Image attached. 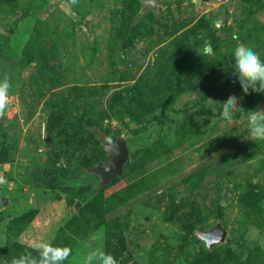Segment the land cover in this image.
Listing matches in <instances>:
<instances>
[{"label":"rangeland","instance_id":"1","mask_svg":"<svg viewBox=\"0 0 264 264\" xmlns=\"http://www.w3.org/2000/svg\"><path fill=\"white\" fill-rule=\"evenodd\" d=\"M263 13L264 0H161L152 11L141 0H0V80L10 84L0 199L12 209L35 202L8 226L10 262L47 240L71 247L67 263L81 264L93 235L107 252L111 222L125 246L117 264H264V140L246 139L264 93L249 89L251 106L232 76L237 45L264 60ZM229 96L239 97L231 124L221 116ZM94 128L110 142L123 137L130 152L123 176L101 189L87 172L111 155ZM61 164L59 188H46ZM11 210L0 202V237ZM219 221L222 245L244 240L254 251L232 245L227 258L207 256L190 228Z\"/></svg>","mask_w":264,"mask_h":264},{"label":"clouds","instance_id":"2","mask_svg":"<svg viewBox=\"0 0 264 264\" xmlns=\"http://www.w3.org/2000/svg\"><path fill=\"white\" fill-rule=\"evenodd\" d=\"M76 0H73L75 3ZM204 53H211V45H206ZM234 68L232 70L233 82L239 84L245 94L252 92L264 93V60L253 48L244 44L235 47L233 53ZM10 84L7 76L0 80V117H3L9 106ZM221 116L228 124L233 122V115L239 104V97L229 96L222 103ZM247 138L252 141L264 140V109L257 108L249 111L247 119ZM0 183L3 178L0 177ZM102 237L93 235L90 242L83 245L81 264H117L116 258L94 245ZM32 251L24 252L11 260V264H64L71 255L72 249L67 246H55L47 240H34ZM35 253V255L33 254Z\"/></svg>","mask_w":264,"mask_h":264},{"label":"water","instance_id":"3","mask_svg":"<svg viewBox=\"0 0 264 264\" xmlns=\"http://www.w3.org/2000/svg\"><path fill=\"white\" fill-rule=\"evenodd\" d=\"M142 4L144 10H155L161 5V0H142ZM92 22L93 20L87 19L83 23V29L89 35H92L90 30ZM94 132L96 134L97 140L103 145L104 150L111 155V159L107 164L101 162L97 166L90 168L87 172L91 176H96L99 178L98 187L101 189L104 186L110 185L118 177L123 176L124 167L128 162L130 152L127 142L123 137L118 138L115 142H110L105 133H103L100 129H94ZM61 165L63 166V164ZM1 201L5 207H7L10 203V201L5 197L2 198ZM34 204V199L31 197L28 199L26 205L17 206L13 209L11 208L13 211V216L12 218L8 219L7 222L13 218L21 217L24 214L30 212L32 209H34ZM80 206H82V203L80 201L76 202V204L72 206L70 213L72 215L79 213ZM227 233V229L220 221L217 222L215 226L207 230L195 231L197 238H199L205 244L208 250H213V248L217 245L224 244Z\"/></svg>","mask_w":264,"mask_h":264},{"label":"trees","instance_id":"4","mask_svg":"<svg viewBox=\"0 0 264 264\" xmlns=\"http://www.w3.org/2000/svg\"><path fill=\"white\" fill-rule=\"evenodd\" d=\"M141 3H142V0H141ZM259 21H261V22L264 23V13H263L262 16L259 17ZM135 30H136V34H134L133 36L129 37L128 40H127V42H126V44L131 43L133 41V39L135 37H137V35H138V28H135ZM233 38L235 39L236 36L235 37L233 36ZM10 50H12V49H10ZM7 51H8V49H7ZM4 53L6 54V50H3L2 54L4 55ZM10 54L12 56V53H10ZM7 56H9V54L4 55V57H7ZM28 70H29V68H28ZM247 99H248V101H249V103H250L251 106H257V103L253 101V99L251 98V95L248 94ZM201 111L204 112V113H207V114H211V115L213 114V112L209 108L202 107L201 108ZM89 128H91V127H89ZM94 129H98V128H94ZM94 129H93V131H90V132H92V134L95 135V138L97 140V137H96V134L94 132ZM101 131L103 133H106V130H101ZM97 143L99 145H101V143L98 140H97ZM65 144L67 146H70L71 145L70 140L67 139V138H65ZM103 150H104V148H103ZM99 161H101V160L100 159H97L96 160V163H95V160L94 161H86L85 162L86 163L85 165H86V167L94 166V165H97V163ZM64 172H65L64 167L61 166V165H58L56 167V175L53 178H51V180H49L46 183V185H47L46 188H49L51 190H56L57 188H59L60 182L62 180V177L64 176ZM87 182H88V180H87ZM82 183H83L82 181L79 182V184H82ZM97 187H98V183H97ZM93 192H95V194H99L101 191L100 190H96V189L94 190L93 189V191L91 193H93ZM85 196H86V194H85ZM2 198H4V197H2ZM1 199H0V202L2 204ZM85 199H86V197L83 198L82 201H80V202L82 204H84L85 201H86ZM93 201H95V199H93L89 203L91 204V203H93ZM7 207L11 210V207L10 206H7ZM32 210L30 212H32ZM30 212L24 214L21 217L13 218V219H11V220H9L7 222V220L10 219V218H12V216H13V213H12V210H11V214L4 220L5 225H3V231H4L5 234H3L0 237V263H4V264H10L11 263L10 262L11 253L9 251V244H10V241L9 240H10V237L7 234L8 226L10 224H13L14 222H17V221H20V220L24 219ZM74 217H75V215L73 216V218ZM75 218H77V217H75ZM105 225H106V231H107V252L110 253V254H112L116 258V260H117L118 258H120L122 256L123 251H125V246H124V244L122 242V239L120 237H118L116 234L113 233L112 223L111 222L110 223H106ZM190 229H191L190 230L191 231V234H192V231H193V237L197 241H199L200 243H203L199 238H197V236L195 235V231H197V230H204V229H202V228H200V229L190 228ZM116 237H117V239H116V242H115V240L113 241V239L116 238ZM68 240L69 241H72V238L69 239V237H66V238H64V241L62 243L63 244H66L68 242ZM203 245H204V248L207 251V254H206L207 256H209V257L215 256L217 258L220 257V256H222L221 254H223L224 256H226L225 258L233 255L234 254V250L231 249V246L232 245L236 246L242 252L249 251V253H250V252H253L254 251V248H251V246H249V243L246 242V241H244V240H230V241H228V243L226 245H222L221 244L222 246L220 245L219 248H216V247H218V246H216V247L213 248V250H208L204 243H203ZM255 248H257L258 250H260V247L257 246V245H256ZM64 264H69V263H67V260H66V261H64ZM220 264H229V262H227V260H225V261L220 262Z\"/></svg>","mask_w":264,"mask_h":264},{"label":"flooded vegetation","instance_id":"5","mask_svg":"<svg viewBox=\"0 0 264 264\" xmlns=\"http://www.w3.org/2000/svg\"><path fill=\"white\" fill-rule=\"evenodd\" d=\"M93 177V176H92Z\"/></svg>","mask_w":264,"mask_h":264}]
</instances>
